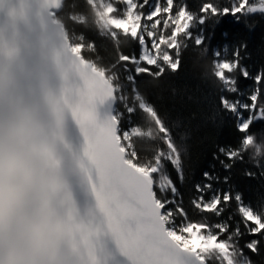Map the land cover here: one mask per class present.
<instances>
[{"label":"trees","instance_id":"1","mask_svg":"<svg viewBox=\"0 0 264 264\" xmlns=\"http://www.w3.org/2000/svg\"><path fill=\"white\" fill-rule=\"evenodd\" d=\"M93 1L65 0L55 18L112 82L127 158L154 178L168 229L204 225L202 234L225 244L237 264H264V229L254 230L245 215L264 221V13L249 9L264 0L243 8L241 0H175L174 11L185 8L191 21L168 59L162 54L154 64L141 60L139 37L106 25ZM106 1L123 15L124 1ZM222 61L235 66L223 79L216 74ZM163 178L171 185L163 188ZM211 254L199 253L207 264H225L223 254Z\"/></svg>","mask_w":264,"mask_h":264},{"label":"clouds","instance_id":"2","mask_svg":"<svg viewBox=\"0 0 264 264\" xmlns=\"http://www.w3.org/2000/svg\"><path fill=\"white\" fill-rule=\"evenodd\" d=\"M7 23L14 36L10 54L0 55V264H98L105 232L88 204L94 164L76 142V58L21 37L15 13Z\"/></svg>","mask_w":264,"mask_h":264},{"label":"water","instance_id":"3","mask_svg":"<svg viewBox=\"0 0 264 264\" xmlns=\"http://www.w3.org/2000/svg\"><path fill=\"white\" fill-rule=\"evenodd\" d=\"M65 0H0V55L7 56L11 52L10 42L14 36L13 28L7 23L8 14L15 13V20L20 29V36L31 34L33 39L39 38L41 44L51 43L57 51L67 50L77 63L76 93L79 102L74 109L77 123L82 126L83 134L76 141L83 144L94 164V174L90 176L88 204L89 210L102 213L105 235L98 253V264H136V257L128 240V232L135 227V219L129 216L126 223L117 227L115 220L110 219L108 209L111 205L105 198L101 204L102 187L105 183L101 178L95 154L90 148L94 128L98 124L109 125L116 134L113 149L124 151L120 146L119 122L115 115L117 98L112 82L106 75L86 60L70 43L62 22L55 18ZM252 13H264V4L251 9ZM260 116L255 118V121ZM127 157V153H125ZM149 189L153 198L159 203V213L164 217V208L155 194V182L148 173ZM81 204L84 197H79ZM81 210H84L82 207ZM165 226L167 227L166 220ZM169 230V229H168ZM178 264H207L196 251H181L177 254Z\"/></svg>","mask_w":264,"mask_h":264},{"label":"snow or ice","instance_id":"4","mask_svg":"<svg viewBox=\"0 0 264 264\" xmlns=\"http://www.w3.org/2000/svg\"><path fill=\"white\" fill-rule=\"evenodd\" d=\"M165 2L167 7L163 9L157 7L154 12L155 17H160L162 13L165 16L171 14L172 0ZM246 3L247 0H241L240 7L243 8ZM204 10L207 11L208 8ZM110 11L115 12V7L112 6ZM181 16L183 19L180 18ZM152 17L153 14L150 13L149 18ZM142 19V16L136 14L134 7H129L128 14L124 18L116 17L120 23L118 29L133 35L138 32V25ZM187 21L188 16L184 11L176 16L172 40L180 33L181 28L186 27ZM160 43H170V41L162 37ZM165 59H168L167 54ZM232 67L230 62H221L216 74L223 79L225 72L231 71ZM246 127L245 125L244 128ZM115 143L116 134L111 126L102 123L95 126L90 148L95 154L101 178L105 182L102 187L101 204L103 206L107 198L111 205L108 209L110 219L115 220L117 227L126 223L129 216L135 219V227L129 230L128 240L135 254L136 264H178L177 254L181 251H206L209 248L227 251V246L218 242L216 238L202 235V230L206 227L204 225L191 223L185 226L182 232L168 230L165 226L166 218L158 211L160 205L154 200L149 189L148 169L138 167L126 157L127 149L121 139L120 146L124 147L122 153L113 149ZM246 143L251 144V138H247ZM245 215L257 225L254 230L264 229V221L253 216L251 210H245ZM196 240L199 241L200 247L196 246Z\"/></svg>","mask_w":264,"mask_h":264},{"label":"rangeland","instance_id":"5","mask_svg":"<svg viewBox=\"0 0 264 264\" xmlns=\"http://www.w3.org/2000/svg\"><path fill=\"white\" fill-rule=\"evenodd\" d=\"M122 1H124L126 3V9H125V11H123V15H121V17H118V18H124L128 14L129 7H134L136 14H139L140 16L143 17L140 24L138 25L139 30L135 34V36L139 37L141 44H142L141 60L145 61L148 64H154L157 62L158 58L162 57V54L168 55L170 51L175 50V48L178 46V40L176 38L178 35H176L175 39L172 40V35H173V31H174L173 24L175 23L176 16L179 15V13H181L182 11H184L185 14L187 15L185 8L182 7L179 10L178 6H177L176 10L174 11L173 7L175 4V0H172V12H171V14H169L168 16H165L162 13L160 17H155L154 12H155V9H157V7L161 8V9L167 7L165 0H150V2H149V0H143L141 4L133 2L132 0H122ZM147 1H148V3H147ZM93 2L94 3L97 2L96 4H99V6L101 8V14L105 15L104 21L106 22L105 23L106 25H113V26L115 25V27H117V28L120 27V23L116 20V16L114 15V12L110 11L111 7L113 6L112 4H108V2L106 0H96ZM262 4H264V1L259 3L256 6H260ZM256 6H252L249 9H252ZM115 9H116V11L119 10L118 7H115ZM150 13L153 14L152 18H149ZM180 18L183 19L182 16ZM190 21H191V19L188 16V21L186 22L185 28H187ZM125 27H127V26L125 25ZM185 28H181L180 32L182 30H184ZM162 37L166 38L168 41H170V43L161 44L160 41H161ZM148 42H149V44H148ZM74 49L76 50V48H74ZM222 62H225V61H222ZM232 65H233L232 68H234L235 67L234 64H232ZM224 102L227 103V101H225V100H224ZM229 106L231 107V109H236L237 107L246 108L244 103H242L240 105H237V103H232V105L229 104ZM253 108L254 107H252V111H254ZM258 116H260V118L263 117L262 109H260L258 112H255L254 114H252V119L255 120V118ZM250 120H251V118L247 119L246 121H242L240 123L241 129H246L247 127L244 128V126L245 125L248 126V123ZM124 138L129 139V134L127 132L124 134ZM126 153H127V151H126ZM153 180H154V178H153ZM166 183L171 185V183L167 182L166 179H164V178L161 179L160 184L163 188L167 185ZM164 217L167 218V220H168V216H166L164 214ZM202 235L211 236V237L216 238L215 236H212L211 234H202ZM196 246L197 247L201 246L198 240H196ZM206 251H207V253H212L211 255H216L218 259H219L218 254H223L222 256H223V259L225 260V264H229V261L231 262V264H237L232 252L230 251V249L228 247H227L226 252L221 251L219 248H209ZM196 252L198 254L200 253L199 250Z\"/></svg>","mask_w":264,"mask_h":264}]
</instances>
